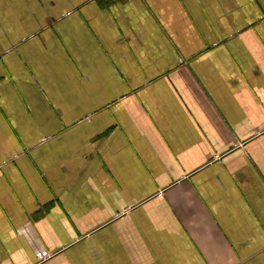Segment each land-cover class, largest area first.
<instances>
[{
    "label": "crops",
    "instance_id": "crops-1",
    "mask_svg": "<svg viewBox=\"0 0 264 264\" xmlns=\"http://www.w3.org/2000/svg\"><path fill=\"white\" fill-rule=\"evenodd\" d=\"M0 264H264V0H0Z\"/></svg>",
    "mask_w": 264,
    "mask_h": 264
}]
</instances>
